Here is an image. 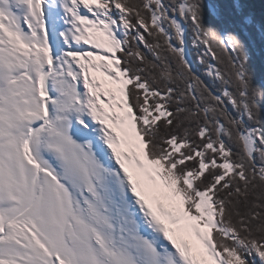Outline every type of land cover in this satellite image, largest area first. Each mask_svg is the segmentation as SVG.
Instances as JSON below:
<instances>
[{
  "label": "snow or ice",
  "instance_id": "obj_1",
  "mask_svg": "<svg viewBox=\"0 0 264 264\" xmlns=\"http://www.w3.org/2000/svg\"><path fill=\"white\" fill-rule=\"evenodd\" d=\"M258 48L253 0H0V264H264Z\"/></svg>",
  "mask_w": 264,
  "mask_h": 264
},
{
  "label": "trees",
  "instance_id": "obj_2",
  "mask_svg": "<svg viewBox=\"0 0 264 264\" xmlns=\"http://www.w3.org/2000/svg\"><path fill=\"white\" fill-rule=\"evenodd\" d=\"M253 6L255 10L259 13L261 10H264V5L260 3V0H253ZM189 47L192 48L191 44H189ZM192 55L195 57V49H192ZM254 63L256 68V78L257 82H259L261 79H264V50H261L258 48L257 55L254 57ZM197 66L200 69V71H203V66L199 65L197 62Z\"/></svg>",
  "mask_w": 264,
  "mask_h": 264
}]
</instances>
